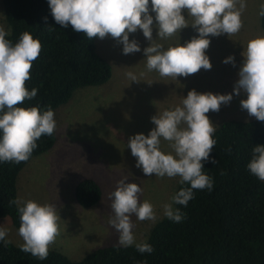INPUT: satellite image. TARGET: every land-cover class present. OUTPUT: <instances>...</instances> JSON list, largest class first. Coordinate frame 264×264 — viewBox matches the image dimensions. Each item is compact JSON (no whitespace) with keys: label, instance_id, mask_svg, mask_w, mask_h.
Here are the masks:
<instances>
[{"label":"clouds","instance_id":"clouds-1","mask_svg":"<svg viewBox=\"0 0 264 264\" xmlns=\"http://www.w3.org/2000/svg\"><path fill=\"white\" fill-rule=\"evenodd\" d=\"M47 5L53 20L61 27L71 25L88 39L110 36L122 46V54L141 51L137 40L129 39V34L139 29L149 41L142 50L146 69L176 79L177 75L186 76L211 67L205 52L209 36L237 33L246 0H47ZM182 13L191 17V23ZM258 15L264 16V0ZM188 25L197 35L181 44L178 32ZM153 28L156 38L164 40L175 35L177 40L167 46L156 42L152 38ZM8 35V30L0 25V163H18L29 159L42 135L54 133L56 120L51 107L24 106V101L37 93L35 87L29 90L25 81L39 55V40L28 31L19 33L15 41L7 39ZM241 56L232 93L190 89L178 104L149 118L153 127L147 135L135 133L128 137L126 146L142 173L179 177L178 183L188 185L180 187L161 205L162 216L173 222L184 218L175 205L186 206L194 196L193 189L211 191L213 187L212 178L202 171V161L210 159L209 153L216 143L212 137L215 125L206 113L218 111L233 94L242 93L241 108L264 122V31L246 41ZM222 63L235 61L229 55ZM125 75L129 82L138 81L132 71ZM162 141L167 142L168 150L162 147ZM246 168L251 175L264 180V145L251 148ZM141 193V187L129 181L128 176L116 180L114 188L107 193L111 209L107 223L116 231L120 247L132 246L139 253H150L152 246L146 240L136 239L132 217L155 222L159 216L151 202L141 199ZM12 203L19 214L17 234L22 243L18 247L39 260L46 259L49 246L59 235L57 206L32 199H17ZM7 233L8 229L0 224V242L5 245L10 242Z\"/></svg>","mask_w":264,"mask_h":264},{"label":"rangeland","instance_id":"rangeland-1","mask_svg":"<svg viewBox=\"0 0 264 264\" xmlns=\"http://www.w3.org/2000/svg\"><path fill=\"white\" fill-rule=\"evenodd\" d=\"M261 2L246 0L241 13V29L237 33L209 36L210 43L205 50L211 64L209 69L177 75L176 79L146 69L142 50L149 41L139 29L130 33L129 39L134 37L141 51L129 54H122V46L110 36L96 38L98 53L111 66L110 79L99 86L76 89L67 103L54 110L55 144L30 158L16 179L17 199L50 202L57 206L59 235L49 247L60 250L72 260H79L97 247L118 244L116 231L107 223L111 215L107 193L122 176H128L129 181L141 187V199L152 203L159 216L157 220L163 217L161 205L175 192L179 177L142 173L126 146L128 137L135 133L147 135L153 127L149 118L178 104L181 96L190 89L214 94L232 93L243 46L249 38L263 31L258 15ZM182 14L186 16V13ZM186 18L191 23V17ZM0 25L9 32L2 0ZM195 35L194 28L188 25L179 30L178 41L183 44ZM152 38L165 46L177 40L175 35L164 40L156 38L155 28ZM229 55L235 63H222ZM128 71L136 73L138 81L129 82L125 75ZM242 98V93L233 94L227 104H221L218 111L209 110L206 115L215 127L227 119L255 118L241 108L239 101ZM162 147L168 150L166 141H162ZM84 177H93L102 190L100 200L89 208L80 206L73 193L75 183ZM132 220L137 240H145L157 221L136 220L134 216ZM0 224L8 229L6 237L9 240L17 245L22 243L18 228L8 217L0 219Z\"/></svg>","mask_w":264,"mask_h":264},{"label":"trees","instance_id":"trees-1","mask_svg":"<svg viewBox=\"0 0 264 264\" xmlns=\"http://www.w3.org/2000/svg\"><path fill=\"white\" fill-rule=\"evenodd\" d=\"M9 40L28 31L41 48L32 62L25 86L37 89L24 106L51 107L67 103L76 89L105 84L112 69L97 51L96 37L88 39L71 25L57 24L47 0H2ZM46 18V19H45ZM264 31V16H260ZM216 143L202 161V171L213 180L211 191L193 189L194 196L181 209L184 218L173 222L157 220L145 239L152 252L139 253L134 247L109 244L97 247L79 260L49 247L46 259L39 260L17 244L0 242V264H264V180L251 175L246 164L251 148L264 145V122L256 118H232L215 127ZM52 135H42L26 161L0 163V219L8 217L18 228L16 179L33 156L52 148ZM214 159V163L212 160ZM187 184L178 183L180 187ZM77 203L89 208L101 198L102 190L93 177H84L73 187Z\"/></svg>","mask_w":264,"mask_h":264}]
</instances>
